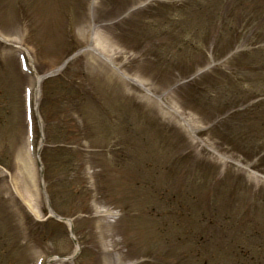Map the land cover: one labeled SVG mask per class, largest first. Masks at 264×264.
Returning <instances> with one entry per match:
<instances>
[{"label": "rangeland", "instance_id": "rangeland-1", "mask_svg": "<svg viewBox=\"0 0 264 264\" xmlns=\"http://www.w3.org/2000/svg\"><path fill=\"white\" fill-rule=\"evenodd\" d=\"M220 259L264 264V0H0V264Z\"/></svg>", "mask_w": 264, "mask_h": 264}, {"label": "bare ground", "instance_id": "bare-ground-1", "mask_svg": "<svg viewBox=\"0 0 264 264\" xmlns=\"http://www.w3.org/2000/svg\"><path fill=\"white\" fill-rule=\"evenodd\" d=\"M28 162L25 160V158H23V163H22V169H23V172L26 174L23 176V186H24V189L26 191H28L30 194V196H33L34 195V187L32 185V179H31V176H30V168L28 167ZM28 183L31 184V186L28 185ZM34 198V197H33Z\"/></svg>", "mask_w": 264, "mask_h": 264}]
</instances>
